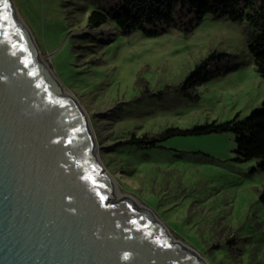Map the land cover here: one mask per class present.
I'll return each instance as SVG.
<instances>
[{"label": "rangeland", "instance_id": "374dc122", "mask_svg": "<svg viewBox=\"0 0 264 264\" xmlns=\"http://www.w3.org/2000/svg\"><path fill=\"white\" fill-rule=\"evenodd\" d=\"M10 1L40 59L83 109L117 197L149 208L209 264H264V171L256 160H234L233 133L115 147L132 132L225 122L261 109L264 77L248 47L249 24L207 15L189 30L123 35L113 22L87 28L90 0ZM214 51L223 58L211 69L222 70L197 87V98L184 97L178 87ZM228 238L236 251L213 247Z\"/></svg>", "mask_w": 264, "mask_h": 264}, {"label": "water", "instance_id": "95a60500", "mask_svg": "<svg viewBox=\"0 0 264 264\" xmlns=\"http://www.w3.org/2000/svg\"><path fill=\"white\" fill-rule=\"evenodd\" d=\"M0 264H209L117 197L83 109L10 0H0Z\"/></svg>", "mask_w": 264, "mask_h": 264}, {"label": "trees", "instance_id": "16d2710c", "mask_svg": "<svg viewBox=\"0 0 264 264\" xmlns=\"http://www.w3.org/2000/svg\"><path fill=\"white\" fill-rule=\"evenodd\" d=\"M94 8L87 17V28L96 29L113 22L123 35L140 31L154 37L170 29L181 31L199 25L207 15L226 17L232 21H246L252 28L249 50L255 66L264 77V0H90ZM89 36V34H86ZM223 57L216 51L210 53L196 66L178 87L184 97L197 98L195 91L210 77L222 69L211 66ZM141 82L139 77L137 84ZM161 94V91L159 92ZM231 132L235 136L236 157L234 160L245 163L257 161V168L264 171V101L261 109L253 110L241 118L236 114L231 120H217L196 124L189 128L167 127L158 133H144L141 136L130 133L115 147L135 146L138 149H152L174 136L206 135ZM256 170V169H254ZM228 248L234 252L238 243L234 238L213 246Z\"/></svg>", "mask_w": 264, "mask_h": 264}, {"label": "snow or ice", "instance_id": "6c2138e0", "mask_svg": "<svg viewBox=\"0 0 264 264\" xmlns=\"http://www.w3.org/2000/svg\"><path fill=\"white\" fill-rule=\"evenodd\" d=\"M5 19H6V17H5Z\"/></svg>", "mask_w": 264, "mask_h": 264}]
</instances>
